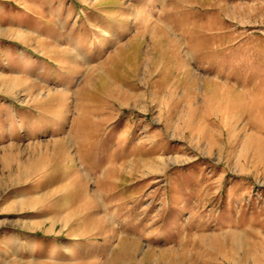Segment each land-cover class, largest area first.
Here are the masks:
<instances>
[{
  "label": "rangeland",
  "instance_id": "rangeland-1",
  "mask_svg": "<svg viewBox=\"0 0 264 264\" xmlns=\"http://www.w3.org/2000/svg\"><path fill=\"white\" fill-rule=\"evenodd\" d=\"M0 264H264V0H0Z\"/></svg>",
  "mask_w": 264,
  "mask_h": 264
}]
</instances>
